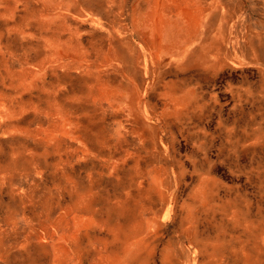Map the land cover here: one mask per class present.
I'll list each match as a JSON object with an SVG mask.
<instances>
[{"label":"rangeland","instance_id":"rangeland-1","mask_svg":"<svg viewBox=\"0 0 264 264\" xmlns=\"http://www.w3.org/2000/svg\"><path fill=\"white\" fill-rule=\"evenodd\" d=\"M0 264H264V0H0Z\"/></svg>","mask_w":264,"mask_h":264}]
</instances>
